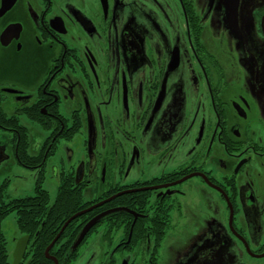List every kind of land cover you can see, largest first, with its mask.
<instances>
[{
  "label": "flooded vegetation",
  "instance_id": "1",
  "mask_svg": "<svg viewBox=\"0 0 264 264\" xmlns=\"http://www.w3.org/2000/svg\"><path fill=\"white\" fill-rule=\"evenodd\" d=\"M4 1L0 161L107 199L67 264H264V0Z\"/></svg>",
  "mask_w": 264,
  "mask_h": 264
},
{
  "label": "trees",
  "instance_id": "2",
  "mask_svg": "<svg viewBox=\"0 0 264 264\" xmlns=\"http://www.w3.org/2000/svg\"><path fill=\"white\" fill-rule=\"evenodd\" d=\"M10 121L12 120L6 118L0 110V124L4 125ZM22 133V130L18 129L13 138L17 135L22 136ZM27 146V140L17 141V161L23 166L35 163L38 158V156L37 158L31 156ZM43 179L42 171L38 172L33 195L11 198L7 201L5 200L7 183L2 182L0 185V264H11L12 262L8 258L7 240L1 226V222L8 217V214L16 215V225L21 235L30 236L22 262L26 259L27 261L20 264H54L53 259L44 256L45 248L55 237L65 220L90 204L81 197V194L70 188L67 179H62L57 187L55 197L51 200L49 192L43 187ZM103 208L104 206L95 207L93 210L73 218L64 228L62 235L49 251V254L54 256L59 264L71 262L74 250L73 252L69 251L72 245L70 242H73L84 221Z\"/></svg>",
  "mask_w": 264,
  "mask_h": 264
},
{
  "label": "rangeland",
  "instance_id": "3",
  "mask_svg": "<svg viewBox=\"0 0 264 264\" xmlns=\"http://www.w3.org/2000/svg\"><path fill=\"white\" fill-rule=\"evenodd\" d=\"M31 131L32 137H36V132L33 129ZM7 136H10V132L0 129V141H4ZM37 143L39 142L32 140L33 149L37 147ZM31 152L33 151L31 150ZM57 158L58 154H55L50 158L49 163H52ZM37 177V171L22 166L14 159L12 153L10 157H5V159L0 161V185L2 182L7 183L5 191L6 201L11 198L33 195L35 193L34 187ZM43 187L49 192L50 199L52 200L57 193L58 181L50 170L46 172L45 178L43 179ZM1 226L7 240L8 258L13 260L12 256L15 245L19 238L22 237L16 225V215L14 213L8 214V217L1 222ZM73 264H79V259H76Z\"/></svg>",
  "mask_w": 264,
  "mask_h": 264
},
{
  "label": "water",
  "instance_id": "4",
  "mask_svg": "<svg viewBox=\"0 0 264 264\" xmlns=\"http://www.w3.org/2000/svg\"><path fill=\"white\" fill-rule=\"evenodd\" d=\"M2 8L0 9V11H3L6 9L5 6V1L2 0ZM238 3L237 0H232L230 2V7L231 6H236ZM105 201H107V199L103 200L102 202H99L97 204H94L91 207L88 208H84L82 209V211H78L77 213L73 214L71 217H69L67 220L64 221V224L62 225V227L59 229V231L56 233L55 237L52 239V241L48 244V246L45 248L44 250V256H46L49 259H53L54 264H57V259L54 256H51L49 254L50 249L52 248L53 244L55 243L56 240L59 239V237L62 235V231L64 230V228L69 224L70 221H72L73 218L78 217L80 215H83V213L88 212L90 210L93 209V207L95 206H99L102 205ZM109 211H104L103 213H100L98 215L93 216V218H91L90 220L86 221V223L83 225V227L78 231V234L76 235V237L73 239V242L71 243L72 245L69 248L70 252H73V250H75V248L79 245V243L84 239V236L87 234V232L89 231L90 228H92L94 226V224L97 223L98 220H100L102 217H104L105 214H107ZM30 239L29 235H22V237L19 238V240L17 241L16 245H15V250L13 252V260L11 262V264H20V261L22 260V256L25 253V250L27 248V243Z\"/></svg>",
  "mask_w": 264,
  "mask_h": 264
}]
</instances>
